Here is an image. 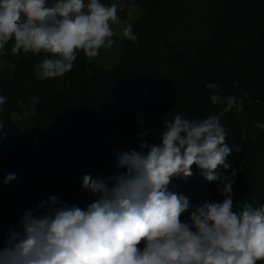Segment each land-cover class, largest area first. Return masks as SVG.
Listing matches in <instances>:
<instances>
[{
	"label": "trees",
	"instance_id": "obj_1",
	"mask_svg": "<svg viewBox=\"0 0 264 264\" xmlns=\"http://www.w3.org/2000/svg\"><path fill=\"white\" fill-rule=\"evenodd\" d=\"M52 2V0H49ZM143 14L129 21L138 42L127 41L117 67L103 70L81 51L62 77L40 79L34 66L46 54L0 55V123L37 99V113L16 137L0 131V244L5 229L25 211L40 215L41 202L86 208L98 197L82 187V176L105 178L122 173L119 152L147 151L144 139L159 143L165 115L191 119L221 114L206 82L243 105L223 114L221 123L233 148L226 158L235 171V210L264 204V0H141ZM239 81V86L234 82ZM247 95H244V94ZM236 149H240L239 152ZM218 171L223 172L221 168ZM190 178L173 179L170 190L191 204L222 202L219 181L208 182L193 165ZM16 179L8 184V174ZM183 220L189 219L185 213ZM20 230V229H19ZM264 264V261L258 262Z\"/></svg>",
	"mask_w": 264,
	"mask_h": 264
},
{
	"label": "clouds",
	"instance_id": "obj_2",
	"mask_svg": "<svg viewBox=\"0 0 264 264\" xmlns=\"http://www.w3.org/2000/svg\"><path fill=\"white\" fill-rule=\"evenodd\" d=\"M116 4L101 0H0V55L12 42L11 54H46L34 66L38 78L62 77L82 51L91 62L100 49L114 45L112 24L120 23ZM123 36L138 42L133 25ZM239 86V81L234 82ZM221 114L191 119L181 114L163 119L159 143L140 133V148L119 152L122 173L105 178L82 176V187L98 198L86 208L61 204L51 196L41 202L40 215L24 212L19 229L0 244V264H258L264 261V204L233 200L236 172L226 158L233 148L223 114L243 105L225 96L219 84L206 82ZM244 95H247L246 93ZM0 96V106L6 102ZM2 110V109H0ZM4 127L0 123V130ZM255 127L264 128L256 123ZM237 152L240 149H236ZM195 165L208 182L219 181L222 202L191 204L170 190L175 178L187 179ZM223 169V172L218 171ZM8 174L4 184L16 179ZM185 213L189 219L183 220Z\"/></svg>",
	"mask_w": 264,
	"mask_h": 264
},
{
	"label": "rangeland",
	"instance_id": "obj_3",
	"mask_svg": "<svg viewBox=\"0 0 264 264\" xmlns=\"http://www.w3.org/2000/svg\"><path fill=\"white\" fill-rule=\"evenodd\" d=\"M140 1L141 0H123V6L126 11L123 15H119V8L117 6V16L120 23L111 25L114 31V36L112 37L114 45L111 49H100L99 56L94 59L97 67L103 70H111L119 65L128 41L123 36V30L126 25L129 24V21H136L143 14ZM101 2L106 5L116 4L115 0H101ZM20 108L21 111L18 114L14 112L12 113L11 118L1 122L4 127L0 131H5L16 137L26 132L24 123L37 113V99L35 97L30 98L27 103L20 104ZM12 229L19 230L15 225L10 226L3 232L5 238L8 237L9 232Z\"/></svg>",
	"mask_w": 264,
	"mask_h": 264
},
{
	"label": "built area",
	"instance_id": "obj_4",
	"mask_svg": "<svg viewBox=\"0 0 264 264\" xmlns=\"http://www.w3.org/2000/svg\"><path fill=\"white\" fill-rule=\"evenodd\" d=\"M116 1V4L119 8V15H123L126 11H125V8L123 6V0H115Z\"/></svg>",
	"mask_w": 264,
	"mask_h": 264
}]
</instances>
